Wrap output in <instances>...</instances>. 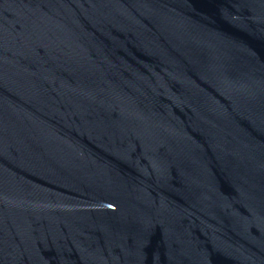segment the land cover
<instances>
[{"label":"water","instance_id":"95a60500","mask_svg":"<svg viewBox=\"0 0 264 264\" xmlns=\"http://www.w3.org/2000/svg\"><path fill=\"white\" fill-rule=\"evenodd\" d=\"M0 264H264V0H0Z\"/></svg>","mask_w":264,"mask_h":264}]
</instances>
